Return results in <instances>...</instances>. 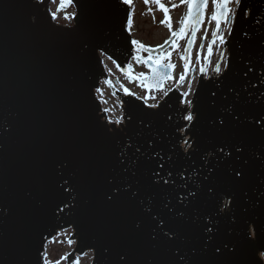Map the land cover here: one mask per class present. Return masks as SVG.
<instances>
[{"label":"water","instance_id":"water-1","mask_svg":"<svg viewBox=\"0 0 264 264\" xmlns=\"http://www.w3.org/2000/svg\"><path fill=\"white\" fill-rule=\"evenodd\" d=\"M55 1L0 0V264H47V245L66 230L76 244L67 264L88 252L92 264H122V254L128 264H247L264 245V0H241L227 68L208 80L201 73L191 106L180 86L157 108L117 93L120 126L107 121L97 92L109 80L104 57L129 76L137 56L131 6L72 0L73 26H63ZM204 18L185 34L194 40L188 64ZM151 61L140 83L162 92L174 68L161 69L170 78L157 86ZM186 137L195 141L187 151ZM234 167L246 173L240 183ZM210 218L219 229L211 240ZM169 229L175 239H165ZM223 242L238 255H214Z\"/></svg>","mask_w":264,"mask_h":264},{"label":"rangeland","instance_id":"rangeland-1","mask_svg":"<svg viewBox=\"0 0 264 264\" xmlns=\"http://www.w3.org/2000/svg\"><path fill=\"white\" fill-rule=\"evenodd\" d=\"M57 1V3H53L51 6L52 13H54L55 16L58 17V19H56L57 23L63 26L73 25V17L75 14L74 8H69L65 13H63L62 10L60 11L58 9L59 0ZM134 3V20L133 26L130 30L131 35L133 39L140 41L146 46H151L153 49H155L157 45L163 44L166 40H169L172 31L179 30V28L181 27L180 21L188 11L187 3H182L181 0L163 1L165 7L169 9L168 15L171 17L170 30L167 24L160 23V21L165 19V13L160 10L156 4H145V2L142 0H134ZM173 5H177V7H173ZM237 7V4H233L231 6V12H233V16L236 15ZM149 9H151V11H149ZM214 11L215 6L211 1L207 11L206 21L197 40L196 53L192 62L193 66L195 68H198L195 73H192L190 69H187L186 71L184 61L181 59V56L184 55L188 38L175 39L178 47L172 45L164 50V57L166 58V61L174 63L176 65V73L172 77V81L167 85L168 92L171 91L175 86H177L180 74L183 72L185 73V83L184 86H182V92L190 93L186 97V100H192L199 81V67L202 66L204 68L205 66V59L208 53L207 49L210 45L213 37V32L216 28L215 21H211L210 19ZM231 29L232 25H226L222 28V30H220L218 34V38L223 37L224 42L222 43L219 38V41H217L213 46V55L208 58L207 62L208 69H204L207 78L211 77V75L215 72L216 66L218 64L222 66V71L226 67V59L228 54L227 49L224 48L223 54L225 59L223 61L221 60V54L224 43L228 39ZM202 45L203 47H201ZM200 49H202V52L200 51ZM168 53H170V56L168 55ZM104 61L105 65L107 64L110 78H113L111 79V81H115L116 79L119 81L117 86L114 85L115 88H112L110 87V85L103 83L101 85V90L98 92V98L109 110L110 120H120V117L122 115L121 103L115 96L114 90L125 93L124 89H128L129 92L132 93V95H135L140 100L145 101L147 103V106L152 108H155L157 104L163 100L165 91L148 93L145 90L144 86L140 83V79H138L141 73H143L144 76H146V74L148 73L145 62H137L136 64H134V72L132 74L133 79H131L122 76L114 66V64L105 57ZM189 85H191V88H189ZM70 236V232H64L48 244L46 262L50 261L51 264H56V261H60V264H66V256H68V254L74 247L67 241ZM92 263V253H86L79 259L78 262V264Z\"/></svg>","mask_w":264,"mask_h":264},{"label":"snow or ice","instance_id":"snow-or-ice-1","mask_svg":"<svg viewBox=\"0 0 264 264\" xmlns=\"http://www.w3.org/2000/svg\"><path fill=\"white\" fill-rule=\"evenodd\" d=\"M60 2H61V7H63L65 4H71L72 0H60ZM144 2H145V4H148L149 0H144ZM152 2L155 3L159 7V9L165 13V19L160 21V23L161 24H167V26L171 30V17L168 15L169 9L167 7H165V5L163 3H161V0H152ZM181 2L187 3L188 11L180 21L181 27L179 28V31H172L171 36L169 37V40H166L163 44L157 45L156 49H153L151 46H146L143 43H141L140 41L133 39L131 41V43L135 46L137 52L142 51V50L148 51V52L163 50L165 48V45H167L169 43V41H171L174 46L178 47V45L176 44V40L173 38H181L182 39L185 36L186 32L188 31V28L190 25H195V27L197 29L199 28V26L201 25L203 18H204V10L207 7L208 0H181ZM212 2L215 6V11L213 12L210 19H211V21H215V23H216V28H215V31L213 32V35H216V33H218L220 31L221 21H228L229 20L230 9H229L228 5L230 2H232V0H212ZM234 2L238 5V4H240L241 0H234ZM124 3L130 5L132 3V0H124ZM173 7H177V5H173ZM149 11H151V9H149ZM53 15H55V14H53ZM128 23H129V25L132 23L131 18H129ZM193 35H194V32H193ZM219 38H220L221 42L223 43L224 42L223 37H219ZM205 39H206V37H205ZM215 42L216 41L213 40L212 44H215ZM193 43H194L193 39L188 40L189 48L192 47ZM201 47H203V45ZM207 51H208V55L211 56L212 55L211 45H209ZM168 55L170 56V53H168ZM164 58L165 57H158L155 61H151L152 66H153V78L154 79L158 78L157 79V86H159L163 82L164 79L170 78L167 75V73L162 72L161 69H165V68L171 69V68L175 67V65H173L171 63H169L167 65L162 64L161 60ZM135 59L137 61H140V62H147V61H144L143 57L140 55H137L135 57ZM181 59L185 61V70L187 71L188 56H181ZM224 59H225V57H224V54L222 53L221 54V60L223 61ZM117 67H119V65H117ZM131 68H132V66L129 65L128 66L129 72L131 71ZM200 70H201V72L205 71L203 67H201ZM249 70H251V69H249ZM215 71L217 73L220 72L219 64L216 66ZM245 75H247V73H245ZM143 77H144V74L141 73L140 76L138 77V79H143ZM179 80L181 82H183L185 80V73L182 72L180 74ZM108 83L111 84V81H109ZM149 87H150V85H149ZM189 88H191V85H189ZM124 91L126 94H132L129 92L128 89H124ZM189 94H190L189 92H186L183 95L185 97H187ZM165 95H167V92H165ZM213 95H215V94L213 93ZM185 103L188 104L189 106H191V104H192V102L190 100H186ZM105 111H108V110L106 109ZM183 118L189 122H192L196 119V117L193 115V113L190 110L187 111V115H185ZM122 119L123 118H121V120ZM129 119H131V118L129 117ZM121 120H117L116 123H120ZM223 123H224V121L221 120L220 124L222 125ZM194 142L195 141L190 143L189 139L187 137L184 138L183 144L187 146L185 151H187L188 148H192V143H194ZM136 150L139 151V148H137ZM192 150L195 151L196 149H192ZM219 151L224 152V148L221 147L219 149ZM242 151H243V148H241V147L236 148V152H242ZM226 155L231 156L232 153L229 152V153H226ZM245 163H247V162L245 161ZM160 167L163 168L164 165L161 164ZM231 172H232L231 178L236 183L242 182L246 177V173H245L244 169L241 167H234V168H232ZM153 175L154 176L158 175V173H153ZM168 176H172L171 171L168 172ZM206 178L207 177H205V179ZM164 183L167 184L168 180L165 179ZM173 183H174V181H173ZM208 191L212 192L213 189L209 188ZM189 195H191L193 198H195L196 193L190 192ZM262 195H264V193H262ZM108 199H111V197H108ZM180 200H181V203L184 202L183 197H181ZM230 204H232V200H228L224 204V207L228 208V206ZM229 211H231V209H229ZM180 215H183V213H180ZM161 223H163V221H161ZM252 223H254V222L253 221H246L245 222V228H246L245 235H246V238L248 239V241L250 243H254V238L256 237V230L248 228V225L252 224ZM217 224H218V221H216L214 218H210V222L206 223L204 225V231L208 234L209 240H211L213 238L215 232L219 231ZM214 230H215V232H214ZM262 232H264V229H262ZM164 237H165V239H169V240L175 239V233L173 232V230L169 229L168 232L164 233ZM152 239H156V237L153 236ZM73 242L74 241L69 240V243H73ZM213 253H214V255L218 254L221 257H224V256L236 257L239 253V246L235 245V244L230 245L228 242H223L221 244H217L214 247ZM120 259L122 261V264H128V261L123 254L121 255ZM47 264H51V262L48 261ZM56 264H60V261H56ZM146 264H152V261L148 260L146 262ZM231 264H233V262H231ZM247 264H264V245H261L260 247H257L253 250L249 260L247 261Z\"/></svg>","mask_w":264,"mask_h":264},{"label":"flooded vegetation","instance_id":"flooded-vegetation-1","mask_svg":"<svg viewBox=\"0 0 264 264\" xmlns=\"http://www.w3.org/2000/svg\"><path fill=\"white\" fill-rule=\"evenodd\" d=\"M142 1H144V0H142ZM163 1H164V0H161V3H163ZM148 4L151 5V2H149ZM233 4H236V3L234 2ZM233 4H232V5H233ZM232 5H231V6H232ZM133 20H134V19H133V16H132V19H131L132 23H131L130 26H129V30H131V28H132V26H133ZM232 23H233V12H231V9H230L229 20L226 21L225 23H221V24H220V29L222 30V28H223L224 26H226V25L230 26V25H232ZM178 31H179V30H178ZM190 33H191V32H190ZM190 33H188L187 35H185L183 38H189ZM173 39H180V38H173ZM187 41H188V40H187ZM215 41H219V38H217ZM172 45H173L172 42L169 41V43H168L167 45H165V48H164L163 50L152 51V52H148V51H143V50H142V51L137 52V55L142 56L144 61H146V60L149 59V58H152V59L156 60L158 57H164V50H165L166 48L172 46ZM155 49H156V48H155ZM152 53H153V54H152ZM182 56H183V55H182ZM183 61H184V60H183ZM137 62H140V61H137L136 59H134V60L132 61V63H131L132 68H131V71L129 72V76H128V78H131V79H132V74H133V72H134V64H136ZM161 62H164L166 65L169 64V63H171V62H167V61H166V58L162 59ZM140 63H143V62H140ZM145 63H146V62H145ZM171 64L175 65L174 63H171ZM146 67H147V66H146ZM199 68H200V67H199ZM147 69H148V67H147ZM206 69H208V65H207V64H206ZM175 70H176V65H175ZM175 72H176V71H175ZM149 73H150V71H149V69H148V73L146 74V76H148ZM146 76H144V77H146ZM171 81H172V78L169 80V82H171ZM169 82H168V83H169ZM168 83H167V85H168ZM184 83H185V81H184V82H181L180 80H178V84H181V87L184 86ZM167 85L165 86V90H164L165 92H168ZM155 97H156V96H155ZM64 232H67V231H64ZM64 232H61L60 235H61L62 233H64ZM68 232H70V233L72 234L71 231H68ZM60 235H59V236H60ZM68 243H69V241H68ZM69 244L75 246L74 243H69ZM73 248H74V247H73ZM72 250H73V249H72ZM71 252H72V251H71Z\"/></svg>","mask_w":264,"mask_h":264},{"label":"trees","instance_id":"trees-1","mask_svg":"<svg viewBox=\"0 0 264 264\" xmlns=\"http://www.w3.org/2000/svg\"><path fill=\"white\" fill-rule=\"evenodd\" d=\"M69 8H71V4H65L63 7L60 6V9H63L64 12H66V10H68ZM56 18L58 19V17H56Z\"/></svg>","mask_w":264,"mask_h":264},{"label":"bare ground","instance_id":"bare-ground-1","mask_svg":"<svg viewBox=\"0 0 264 264\" xmlns=\"http://www.w3.org/2000/svg\"><path fill=\"white\" fill-rule=\"evenodd\" d=\"M186 147V146H185Z\"/></svg>","mask_w":264,"mask_h":264}]
</instances>
